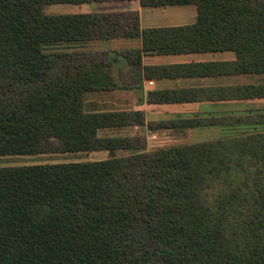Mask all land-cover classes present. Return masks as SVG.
<instances>
[{"label":"trees","instance_id":"16d2710c","mask_svg":"<svg viewBox=\"0 0 264 264\" xmlns=\"http://www.w3.org/2000/svg\"><path fill=\"white\" fill-rule=\"evenodd\" d=\"M105 1L117 0H0V156L112 154L0 166V264H264V135L150 150L100 136L145 125L141 111L84 110L108 53L43 50L140 36L145 51L230 50L235 73L264 74V0H150L197 8L194 24L153 30L136 12L43 10ZM243 95L264 97V85Z\"/></svg>","mask_w":264,"mask_h":264},{"label":"crops","instance_id":"0c3cea01","mask_svg":"<svg viewBox=\"0 0 264 264\" xmlns=\"http://www.w3.org/2000/svg\"><path fill=\"white\" fill-rule=\"evenodd\" d=\"M43 10L49 15L136 12L141 30L189 26L197 17L195 4L152 5L150 0L52 4ZM65 43L108 53L98 82L103 88L84 93L86 112H143V127L101 129L100 136H131L143 128L149 146L195 144L228 141L260 127L255 117L264 114V97L243 94L251 85H264V74L235 73L233 51H145L140 36ZM164 146L173 145L156 147Z\"/></svg>","mask_w":264,"mask_h":264},{"label":"rangeland","instance_id":"374dc122","mask_svg":"<svg viewBox=\"0 0 264 264\" xmlns=\"http://www.w3.org/2000/svg\"><path fill=\"white\" fill-rule=\"evenodd\" d=\"M57 9L59 7L54 6L50 7ZM81 45V44H80ZM68 49L71 50H79L80 46H74L73 43H46L43 45V50L45 52H58V51H68ZM264 115V114H263ZM263 115L255 117L256 120H260L263 118ZM253 118V119H255ZM250 122V120L246 121ZM131 129L127 130L128 133H130ZM146 130V129H145ZM115 133H119V131H116ZM124 133V132H123ZM131 136H139L141 138V141L145 139V145L146 150H150L153 148H156V146L159 145H182V143H168L165 144L163 141L150 144L149 146V139L145 137V131L142 128L139 133L132 132L130 133ZM258 136V135H264V128H257L256 130H249L247 133H242L238 137H234L235 139H232L233 141L241 140L243 138H247L248 136ZM259 138V137H258ZM211 143V142H210ZM154 145V147H151ZM255 146V145H254ZM166 147V146H164ZM256 148V147H255ZM257 150V149H256ZM131 153L129 150H116L114 152V156L120 157V156H127ZM112 154H109L107 151H92V152H76V153H66V154H36V155H6V156H0V166H16V165H31V164H45V163H69V162H86V161H95V160H102L107 159L111 157Z\"/></svg>","mask_w":264,"mask_h":264}]
</instances>
